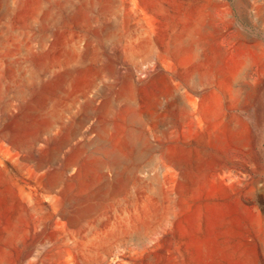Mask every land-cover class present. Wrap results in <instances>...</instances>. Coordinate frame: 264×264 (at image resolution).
<instances>
[{"label": "rangeland", "instance_id": "1", "mask_svg": "<svg viewBox=\"0 0 264 264\" xmlns=\"http://www.w3.org/2000/svg\"><path fill=\"white\" fill-rule=\"evenodd\" d=\"M0 264H264V0H0Z\"/></svg>", "mask_w": 264, "mask_h": 264}]
</instances>
